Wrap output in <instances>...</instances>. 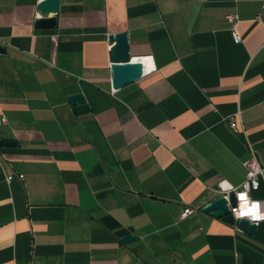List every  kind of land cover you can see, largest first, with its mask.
Here are the masks:
<instances>
[{"label": "crops", "instance_id": "obj_1", "mask_svg": "<svg viewBox=\"0 0 264 264\" xmlns=\"http://www.w3.org/2000/svg\"><path fill=\"white\" fill-rule=\"evenodd\" d=\"M40 1L0 0V264H264V222L250 237L202 211L252 151L264 165V0ZM122 32L155 68L113 91Z\"/></svg>", "mask_w": 264, "mask_h": 264}, {"label": "water", "instance_id": "obj_2", "mask_svg": "<svg viewBox=\"0 0 264 264\" xmlns=\"http://www.w3.org/2000/svg\"><path fill=\"white\" fill-rule=\"evenodd\" d=\"M37 8L39 12L44 15L57 14L60 8V0H41L38 3ZM54 27L55 18L53 17H43L41 19H37L35 22V28L39 30H49L53 29ZM107 40L108 44L110 45L111 89L113 91H118L125 85L134 83L142 77L144 73L143 65L136 63V59L131 58L126 32L108 35ZM4 52L5 50L0 47V53ZM68 101L70 105L74 107V111L77 115L88 111V107L85 104L84 97L81 93L69 95ZM147 106L148 105H144L137 109V111H140ZM15 144L16 143L11 141H0V146H14ZM229 203L235 207L236 201L234 195H231ZM202 211L216 219H220L222 222L228 225L234 224L233 216L229 213L227 201H225L224 197L222 196L204 205L202 207ZM238 226L241 228L243 234L250 237H253L257 231V227L249 224L247 221H239ZM128 230L131 232L132 228L129 227ZM131 233L122 237L121 240L124 243L134 241L136 237H134Z\"/></svg>", "mask_w": 264, "mask_h": 264}, {"label": "clouds", "instance_id": "obj_3", "mask_svg": "<svg viewBox=\"0 0 264 264\" xmlns=\"http://www.w3.org/2000/svg\"><path fill=\"white\" fill-rule=\"evenodd\" d=\"M135 62L140 64L152 62V67L153 69L155 68L154 58L151 56L136 58ZM256 172L261 173L264 172V170L259 169L257 165ZM249 175L252 176L253 173L249 172ZM243 187L245 188V191L240 192L237 187L227 179L222 180L219 184L220 192L224 195L225 201H230L233 192L236 194L237 207L231 209L235 220L247 221L249 224L259 227V224L264 222V201L253 200L250 196L251 189L258 187V183L253 181L250 185L248 181L245 180ZM187 214L188 213L186 212L185 215Z\"/></svg>", "mask_w": 264, "mask_h": 264}, {"label": "built area", "instance_id": "obj_4", "mask_svg": "<svg viewBox=\"0 0 264 264\" xmlns=\"http://www.w3.org/2000/svg\"><path fill=\"white\" fill-rule=\"evenodd\" d=\"M263 10H264V6H263ZM226 19L231 24V28L230 29H231V32H232V35H233L234 42L235 43H239L241 41V37H240V35L237 32V24H238L237 17L235 15H232V16L229 15V16L226 17ZM257 20L258 21H262L261 15H259L257 17ZM263 24H264V21H263ZM229 128H231L232 130H236V128H237L236 123H232V122L229 123ZM257 165H258L259 169L264 170V165L260 163V161L256 157L255 153L252 151L249 159L245 162V168H246V178H245V180H247L250 185L253 183V181L257 182L258 183V187L252 188L251 191L257 190L259 188V186H260L261 181H264V172H261V173H257L256 172V166ZM249 172H252L253 175L250 176ZM7 180H10V177ZM244 181L242 182V184L239 187H237L238 191H240V192H244L245 191V188L243 187ZM219 184H218V192H219L220 196L224 197V195L220 192ZM231 195H234L235 201H236L235 207H237V198H236L235 192H233ZM227 206L229 208V213L232 214V216H233V213H232L231 209L235 208V207H233L229 203V201H227ZM192 211H193V207L185 208L183 210L182 214H181V218L183 219V218L187 217L189 214L192 213ZM186 212L188 213L187 215H185ZM233 219H234V224L232 225V227H233L235 233H243L241 228L238 226V222L239 221L235 220L234 217H233Z\"/></svg>", "mask_w": 264, "mask_h": 264}]
</instances>
